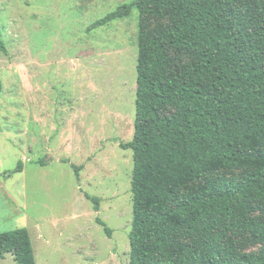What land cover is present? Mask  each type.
Returning a JSON list of instances; mask_svg holds the SVG:
<instances>
[{
  "label": "trees",
  "instance_id": "16d2710c",
  "mask_svg": "<svg viewBox=\"0 0 264 264\" xmlns=\"http://www.w3.org/2000/svg\"><path fill=\"white\" fill-rule=\"evenodd\" d=\"M133 7L134 130L119 142L133 152L128 264H264V0H134L88 29ZM6 253L36 264L27 228L0 232Z\"/></svg>",
  "mask_w": 264,
  "mask_h": 264
},
{
  "label": "rangeland",
  "instance_id": "374dc122",
  "mask_svg": "<svg viewBox=\"0 0 264 264\" xmlns=\"http://www.w3.org/2000/svg\"><path fill=\"white\" fill-rule=\"evenodd\" d=\"M133 1L0 0V232L27 228L36 264H128L138 10L88 26Z\"/></svg>",
  "mask_w": 264,
  "mask_h": 264
}]
</instances>
